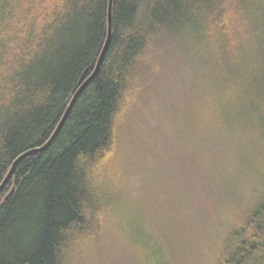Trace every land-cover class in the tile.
<instances>
[{"label":"trees","instance_id":"trees-1","mask_svg":"<svg viewBox=\"0 0 264 264\" xmlns=\"http://www.w3.org/2000/svg\"><path fill=\"white\" fill-rule=\"evenodd\" d=\"M109 5L0 0V186L21 155L51 139L93 75ZM184 70L220 108L188 116L215 124L190 134L194 152L217 136L255 143L247 195L220 202L224 222L212 232L204 220L195 235L204 264H264V0H114L99 76L49 148L24 158L0 193V264H87L109 232L132 234L130 217L142 220L128 215L138 202L129 176L140 163L129 161L128 141L152 116L158 86ZM142 175L154 173L141 170V190Z\"/></svg>","mask_w":264,"mask_h":264},{"label":"rangeland","instance_id":"rangeland-1","mask_svg":"<svg viewBox=\"0 0 264 264\" xmlns=\"http://www.w3.org/2000/svg\"><path fill=\"white\" fill-rule=\"evenodd\" d=\"M196 82L184 70L158 86L152 116L145 117L128 141L134 147L129 161L140 163V170L129 176L136 182L131 190L138 202L128 215L134 214L142 221L130 217L134 238L128 232L114 231L100 239L91 249L87 264H204L195 236L204 231V220L216 225L211 229L216 232L226 218L224 211L220 215V202L247 195L244 184L257 170L253 141L241 143L235 134V141L217 136L205 147L197 142L202 150L194 152L190 134H204L215 124L205 118L193 125L188 116L194 110L205 117L220 110L210 107L209 94L206 89H195ZM212 128L219 132L218 127ZM199 155L202 160H195ZM145 167L154 177L146 179L142 175L141 190V170ZM122 224L117 223L123 230Z\"/></svg>","mask_w":264,"mask_h":264},{"label":"water","instance_id":"water-1","mask_svg":"<svg viewBox=\"0 0 264 264\" xmlns=\"http://www.w3.org/2000/svg\"><path fill=\"white\" fill-rule=\"evenodd\" d=\"M113 32H114V0H110V5H109V30H108V38H107V42L106 45L102 51V54L100 56V59L98 61L97 67L93 73V75L82 84L81 82V86L79 87V89L77 90L70 106L68 107L63 119L61 120L56 132L54 133V135L51 137V139L42 147L39 148H35L32 149L26 153H24L23 155H21L13 164V167L9 173V175L7 176V178L5 179V181L3 182V184L0 186V193L2 192V190L4 189V187H6V185L8 184V182L11 180V178L14 176V173L16 171V168L18 166V164L26 157L37 153V152H41V151H45L47 148H49V146L53 143V141L57 138V136L59 135V133L61 132L66 120L68 119L70 112L72 111L76 101L78 100L79 96L81 95V93L83 92V90L95 79L99 76L100 73V69L103 63V60L105 58V55L108 51L109 45L111 43L112 37H113Z\"/></svg>","mask_w":264,"mask_h":264}]
</instances>
